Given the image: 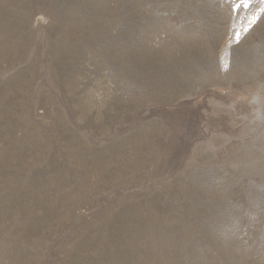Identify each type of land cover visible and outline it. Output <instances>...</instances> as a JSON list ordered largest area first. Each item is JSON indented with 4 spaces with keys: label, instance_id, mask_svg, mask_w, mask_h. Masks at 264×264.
Instances as JSON below:
<instances>
[{
    "label": "rangeland",
    "instance_id": "1",
    "mask_svg": "<svg viewBox=\"0 0 264 264\" xmlns=\"http://www.w3.org/2000/svg\"><path fill=\"white\" fill-rule=\"evenodd\" d=\"M0 264H264V0H0Z\"/></svg>",
    "mask_w": 264,
    "mask_h": 264
}]
</instances>
